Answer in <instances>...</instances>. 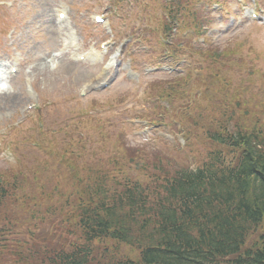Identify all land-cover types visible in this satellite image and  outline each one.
<instances>
[{
  "label": "rangeland",
  "instance_id": "374dc122",
  "mask_svg": "<svg viewBox=\"0 0 264 264\" xmlns=\"http://www.w3.org/2000/svg\"><path fill=\"white\" fill-rule=\"evenodd\" d=\"M20 1L24 8H20ZM61 1L14 0L12 7H0V56L21 57L23 65L15 81L22 83L21 74L28 75L23 85L32 78L37 80V90L30 95L33 103L55 101L53 107H45L42 120L28 115L24 102L0 104V184L7 192L0 200V264H42L36 250L51 254L56 248L68 253L76 243L83 244L77 217L81 205L100 199L94 198L91 191L95 189H103L107 196L119 195L124 184L139 182L143 197L152 206L163 193L156 186L164 177L170 179L179 169L208 163L207 151L208 155L217 153L225 155L227 161L235 160L236 155L227 148L204 136L205 128L264 131V18L250 16L257 6L264 8V0H154L152 3L161 4V8L150 7L149 15L143 6L152 0H130L125 10L121 0L119 18L110 12L115 0H82L80 5L77 0H64L73 2L77 24L90 26L80 27L84 42L76 27L77 53L93 43L98 46L100 41L114 43L109 50L116 51L121 43L133 39L140 48L145 46L146 55L141 59L148 64L146 68L157 66L161 57L158 23L172 11L180 14L168 20H179V31L171 27L167 40L179 35L182 55L178 58L185 59L184 64L196 61L210 80L208 92L198 101L201 133L194 127L184 141L177 125L166 127L159 101L165 97L164 74L168 78L174 72L128 79L123 69L112 79L115 66L71 62L59 50V40L53 38L50 27H39L36 22L33 27L25 26L40 12L45 14L39 6L48 15V3L58 7ZM32 2L37 4L31 6ZM106 10L116 23L118 38L92 26L93 15ZM11 27L15 32L9 40L6 32ZM197 27L206 30L197 32ZM202 38H208L203 45ZM166 46L169 50L171 45ZM121 61L127 66L128 55ZM100 81L112 84L89 93L88 89ZM166 103L164 114L176 112L169 100ZM71 156L77 163H65ZM260 233H251L246 246L258 241ZM91 251V264L139 259L138 248L121 239L95 240Z\"/></svg>",
  "mask_w": 264,
  "mask_h": 264
},
{
  "label": "trees",
  "instance_id": "16d2710c",
  "mask_svg": "<svg viewBox=\"0 0 264 264\" xmlns=\"http://www.w3.org/2000/svg\"><path fill=\"white\" fill-rule=\"evenodd\" d=\"M249 135H234L241 155L226 169L210 161L164 179L154 207L138 182L124 184L119 195L91 191L100 199L81 205L78 220L87 243L50 263L86 264L92 241L110 235L141 250L139 260L116 264H264V140ZM6 195L0 186V200ZM254 232L259 240L246 246Z\"/></svg>",
  "mask_w": 264,
  "mask_h": 264
},
{
  "label": "bare ground",
  "instance_id": "6f19581e",
  "mask_svg": "<svg viewBox=\"0 0 264 264\" xmlns=\"http://www.w3.org/2000/svg\"><path fill=\"white\" fill-rule=\"evenodd\" d=\"M60 12V11H59ZM65 41V40H64ZM111 63V61L109 62ZM3 93V92H0V94ZM19 100V96L18 95H6V97L3 98V102L6 103V104H15L17 103ZM1 104V102H0Z\"/></svg>",
  "mask_w": 264,
  "mask_h": 264
}]
</instances>
